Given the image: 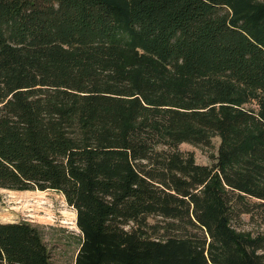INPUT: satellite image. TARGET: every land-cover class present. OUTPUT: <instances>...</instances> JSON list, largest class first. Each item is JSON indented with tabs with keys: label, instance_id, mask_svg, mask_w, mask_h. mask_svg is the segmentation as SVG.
I'll return each instance as SVG.
<instances>
[{
	"label": "trees",
	"instance_id": "obj_1",
	"mask_svg": "<svg viewBox=\"0 0 264 264\" xmlns=\"http://www.w3.org/2000/svg\"><path fill=\"white\" fill-rule=\"evenodd\" d=\"M231 77L264 86L262 0H0V185L62 192L74 264H264L232 223L264 210V102ZM209 131L210 163L158 147ZM0 264H50L35 226L0 221Z\"/></svg>",
	"mask_w": 264,
	"mask_h": 264
},
{
	"label": "rangeland",
	"instance_id": "obj_2",
	"mask_svg": "<svg viewBox=\"0 0 264 264\" xmlns=\"http://www.w3.org/2000/svg\"><path fill=\"white\" fill-rule=\"evenodd\" d=\"M123 51L126 62L131 65L144 61L145 54L135 49L125 47ZM229 82L235 87L240 106L256 108L258 103L264 102L261 83L245 84L235 77H231ZM209 135L211 142L207 145L181 140L162 143L158 147L168 154L185 155L192 151L197 162L210 163L217 153L219 135L214 131H209ZM11 220H23L37 228L49 250L50 264H74L82 236L76 224V210L66 202L60 190L0 185V221ZM162 220L159 215L150 218L151 222ZM232 223L233 228L242 234H264V210L255 206L250 212H242Z\"/></svg>",
	"mask_w": 264,
	"mask_h": 264
}]
</instances>
